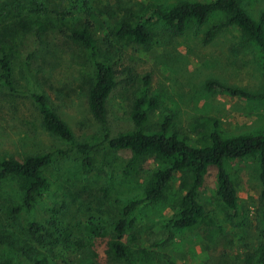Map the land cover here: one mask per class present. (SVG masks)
<instances>
[{"label": "rangeland", "instance_id": "374dc122", "mask_svg": "<svg viewBox=\"0 0 264 264\" xmlns=\"http://www.w3.org/2000/svg\"><path fill=\"white\" fill-rule=\"evenodd\" d=\"M184 0H0V41H10L16 92L6 90L0 79V154L25 157L51 152L47 170L49 187L32 208L21 206L23 193L17 180H0V264H77L91 255L92 246L102 251L115 237L113 222L127 204L144 194L152 169L151 160L139 175L125 176L122 168L130 153L108 149L93 153L87 167L77 151L67 154L69 142L42 125L34 92L47 97L71 126L77 142L101 143L107 133L114 136L133 129L131 105L137 90L159 92L158 120L163 111L174 113V123L186 128L194 117L211 115L221 120L223 136L264 133V99L235 96L216 90L220 82L251 93L264 92V57L260 47L235 27L222 26L205 43L209 28L226 20L224 12L210 14L202 24L191 21L175 33L162 20L150 22L148 46L119 44L111 32L129 11L145 14L158 6L171 8ZM212 1V0H188ZM254 18L264 12V0H241ZM88 9L105 22L95 29L101 56L122 72L107 103V119L99 122L90 112L87 89L92 66L83 49L70 38L69 29L88 18ZM110 37V38H107ZM111 40L107 45L104 40ZM228 164L239 195L236 217L225 210L217 193L215 172L207 179L199 200L216 222V231L200 228L178 232L169 228L182 194L177 177L165 197L141 203L129 217L122 235L132 255L127 260L107 258L105 264H244L264 244V205L260 200L263 182L247 165ZM32 222L46 227L41 234L30 231ZM94 223L106 236L91 238L87 227ZM68 232V236L64 232ZM134 236V238H132ZM96 244V245H95Z\"/></svg>", "mask_w": 264, "mask_h": 264}, {"label": "trees", "instance_id": "16d2710c", "mask_svg": "<svg viewBox=\"0 0 264 264\" xmlns=\"http://www.w3.org/2000/svg\"><path fill=\"white\" fill-rule=\"evenodd\" d=\"M224 12L226 20L209 28L204 42L213 40L222 26L235 27L242 31L247 39L255 42L264 57V12L254 19L242 5L241 0L188 1L163 9L153 6L145 14L129 11L119 24L109 32L119 44H139L148 46L152 41L149 24L162 20L170 25L175 33H182L191 21L204 24L210 14ZM105 22L88 9V18L69 29L71 40L81 47L92 66V74L87 89V102L90 112L99 122L107 119L108 99L117 85L118 75L122 72L109 59L101 56L95 29H103ZM110 38V37H107ZM111 40L104 42L111 45ZM17 52L10 41H0V79L2 85L11 93L16 92L13 58ZM149 77L145 78V88L137 90L131 105L130 116L134 128L114 136L107 133L101 143L77 142L70 124L49 105L47 97L34 92L32 99L38 110L42 125L46 130L70 143L67 154L77 151L83 155L87 167L94 164L93 153L102 151L104 157L108 149L123 150L130 153L122 173L125 176L141 174L149 160L156 164L146 183L144 194L132 200L113 222L117 233L106 241L102 251L92 246L91 255H86L77 264H105L107 258L127 260L132 255L130 246L122 240L129 226V217L144 202H157L165 197L173 181L180 177L179 188L182 194L178 200L175 214L170 218L169 228L178 232H193L200 228L216 231V222L199 200V194L207 179L215 172L217 193L230 216L236 217L239 208V195L235 176L229 170L230 162L247 161V165L256 177L263 182L260 200L264 205V133L240 134L225 137L221 131V120L211 115H200L190 120L186 128L174 123V113L163 111L158 120L153 119V111L159 106V92L150 94L146 88ZM216 90L229 92L245 98H262L264 92L251 93L240 87H232L220 82L213 83ZM53 160V153L41 152L25 157L0 154V180L13 177L23 193V203L11 210L19 212L23 206L32 208L38 198L47 191L49 180L47 170ZM46 227L32 222L30 231L41 234ZM91 238L105 237L104 229H97L94 223L87 227ZM68 236V232H64ZM134 238V236L132 237ZM96 245V244H95ZM44 256L36 259L35 264H45ZM3 264H10L7 259ZM167 264H179L169 261ZM244 264H264V244L259 245Z\"/></svg>", "mask_w": 264, "mask_h": 264}]
</instances>
